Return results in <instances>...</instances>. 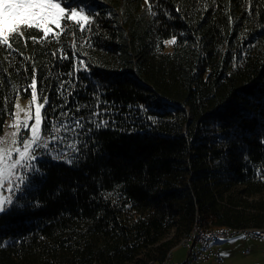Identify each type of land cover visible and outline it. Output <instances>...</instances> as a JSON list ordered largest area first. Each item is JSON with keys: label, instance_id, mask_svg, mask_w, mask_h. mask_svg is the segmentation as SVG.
<instances>
[{"label": "trees", "instance_id": "obj_1", "mask_svg": "<svg viewBox=\"0 0 264 264\" xmlns=\"http://www.w3.org/2000/svg\"><path fill=\"white\" fill-rule=\"evenodd\" d=\"M87 1L99 27L91 46L77 33L76 55L90 68L79 79L67 75L71 35L0 51V78L10 81L0 109L13 84L30 95L25 58L34 57L38 90L53 104L72 81L53 119L71 127L83 117L92 128L62 131L42 150L43 175L23 207L0 214V264H159L195 224L264 229V0H150L156 16L145 0ZM173 35L176 45L162 43ZM60 47L69 59L51 55ZM94 111L108 127L88 123ZM74 140L78 153L67 147Z\"/></svg>", "mask_w": 264, "mask_h": 264}, {"label": "snow or ice", "instance_id": "obj_2", "mask_svg": "<svg viewBox=\"0 0 264 264\" xmlns=\"http://www.w3.org/2000/svg\"><path fill=\"white\" fill-rule=\"evenodd\" d=\"M145 4L148 5L149 14L156 16L157 13L153 10L154 5L150 0H145ZM88 8L89 5L87 3L83 4V6L79 4L72 5L70 0H0V51L10 50V55L11 52L19 51L15 45L21 41L26 48L28 40H31L33 44L46 45L53 41L60 44L62 36L71 35V60L74 63L73 72L67 75L79 79L77 73L90 72V68L84 60L79 59L76 55L79 51L76 43L77 33L79 32L85 39V43L91 46V40L87 34L94 31L93 26L97 29L99 27L96 17L100 14L88 11ZM177 11H180V9L177 8ZM164 14L171 18L170 13L165 12ZM249 14L251 15V11H249ZM110 15L111 13H109ZM231 20L232 18L229 17L230 23ZM62 22L64 23L62 24ZM69 22L74 26L71 31L67 27ZM54 29L59 31H54ZM31 30H37L38 33L43 35L38 38L30 34ZM26 31L29 32L27 37H25ZM162 43L165 45H176L177 38L173 35L170 39L162 41ZM57 53H59V56H57ZM51 55L60 61L69 59L68 53L63 47L58 48ZM84 55L87 54L84 53ZM25 59L33 61L31 82L23 88L25 92L28 89L31 90L29 107L28 109L21 108L18 102L20 87L13 84L11 85L12 92L9 96L3 97L5 107L0 109V115H2L7 111L8 100L11 98L16 100L13 105L14 110L8 113L12 116V123L9 125V128L12 129L10 133L11 140L8 141L0 137V214L7 213L16 207H23L20 200L25 198L32 190L34 177L43 175L36 163L38 161L37 150H47L50 142L63 141L65 137L60 135L62 131H72L77 136L82 134L77 130L92 131L91 127L85 128L83 117L75 119L71 127L64 119H53V114L57 112V108L66 106L67 97L63 95V92L65 85H71L72 81H61L57 91L61 94L64 103L57 106L49 100L48 96L43 94L44 88L42 84L38 90L34 57H26ZM235 59L236 57L234 56L233 60L235 61ZM24 71L27 72L28 68L25 67ZM5 82L10 83V81L0 78V87ZM69 95H71V92H69ZM41 100L42 102H40ZM141 108L143 109V106ZM76 111H79V107ZM103 115L104 113L100 111L92 112L88 123L94 125L97 130L102 127H108L109 122L102 118ZM67 116V112H59V117ZM147 118L156 123L154 117L148 116ZM22 133L27 134L28 138L24 139ZM78 145L79 141L74 140L68 143L67 147L73 153H78L80 151ZM52 158L56 160L63 159L69 164H72L75 159L67 154L59 153ZM261 178L264 179V176Z\"/></svg>", "mask_w": 264, "mask_h": 264}, {"label": "rangeland", "instance_id": "obj_3", "mask_svg": "<svg viewBox=\"0 0 264 264\" xmlns=\"http://www.w3.org/2000/svg\"><path fill=\"white\" fill-rule=\"evenodd\" d=\"M85 3H87L90 6V3L87 0H76V4H79L81 6H83V4ZM54 31H57V29H54ZM30 99H31L30 95L23 96L22 94H20L18 102L22 109H28L30 104ZM15 103L16 100L14 101L13 105ZM11 123H12V116H9L3 125L2 132H0V137H3L8 141L11 140L10 133L12 129L9 128V125ZM22 137L24 139H27L28 135L22 133ZM42 150L45 149L37 150L36 154L38 156V159L42 157ZM219 243H220V256L222 260L221 264H264V239L259 240L255 238L244 237L241 234H237L234 236H230L226 239H221ZM246 250H249V253L245 255ZM168 254L169 257L167 258ZM168 254L164 258L167 264H188L187 247L177 245ZM199 264H215V263L209 260L207 262H203Z\"/></svg>", "mask_w": 264, "mask_h": 264}, {"label": "built area", "instance_id": "obj_4", "mask_svg": "<svg viewBox=\"0 0 264 264\" xmlns=\"http://www.w3.org/2000/svg\"><path fill=\"white\" fill-rule=\"evenodd\" d=\"M241 234L244 237L264 239V234L256 233V230H251V233H224L223 235H205L192 238V243L187 244L188 250H193V243H201V253H195V264L207 262L211 260L215 264H221L220 243L221 239H226L230 236ZM249 250L245 251L248 254Z\"/></svg>", "mask_w": 264, "mask_h": 264}, {"label": "bare ground", "instance_id": "obj_5", "mask_svg": "<svg viewBox=\"0 0 264 264\" xmlns=\"http://www.w3.org/2000/svg\"><path fill=\"white\" fill-rule=\"evenodd\" d=\"M251 230H256V233L264 234L263 228H244V229L210 228V229H205L202 226L195 224L193 228L191 229V231L180 239L178 245L186 247L187 244L192 243V238H194L195 235L196 236H203V234L223 235L224 233H240V232L251 233ZM195 253H201V243H193V250H188V264H195ZM168 257H169V254L167 255V258ZM149 264H155V263L150 262ZM159 264H167V262L166 260H164L163 262Z\"/></svg>", "mask_w": 264, "mask_h": 264}]
</instances>
